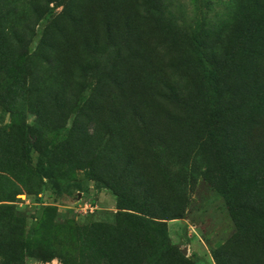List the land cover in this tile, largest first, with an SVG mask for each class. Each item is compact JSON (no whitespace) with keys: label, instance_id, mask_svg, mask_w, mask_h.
<instances>
[{"label":"rangeland","instance_id":"1","mask_svg":"<svg viewBox=\"0 0 264 264\" xmlns=\"http://www.w3.org/2000/svg\"><path fill=\"white\" fill-rule=\"evenodd\" d=\"M10 210L18 264H264V0H0Z\"/></svg>","mask_w":264,"mask_h":264},{"label":"trees","instance_id":"2","mask_svg":"<svg viewBox=\"0 0 264 264\" xmlns=\"http://www.w3.org/2000/svg\"><path fill=\"white\" fill-rule=\"evenodd\" d=\"M217 118H218V112H215L213 115V119H212L214 129L217 128L218 123H219V120L217 121ZM25 131H26L25 133H27V134L28 133H32V134L36 133V129L29 124L25 125ZM214 138H215V141L217 143L216 145L223 147V148H226L220 143V138H219V135L217 132H216V135H214ZM32 145H33V143H32ZM27 146L31 150V143L29 141L27 142ZM236 167H237L236 164L232 161L231 162V169H230V191H232V192L235 191L236 185L238 184V179H237L238 175H237V168ZM37 170L39 172L49 174V171L40 162L37 165ZM123 200L124 199L120 200V204H122L123 208H128L125 200L124 201ZM1 217H2V214L0 215V230H1V227L3 225H5V224L8 225L7 236H8V242H9L8 246L10 247V249H9L8 253H5L4 247L2 248V246L0 245V252L1 251L3 252V254H2L3 257L8 258L7 264H18V262L20 260V257H19L20 248L22 246V241L19 237L21 235L22 231L21 232L19 231L20 226H18V223H20V220H19V218L14 216V213L12 210H10L7 214H5L3 216L4 222L1 221ZM158 225H159V227L162 228V230L164 232L165 231L164 225H160V224H158ZM1 264H6V261L4 263L1 262Z\"/></svg>","mask_w":264,"mask_h":264}]
</instances>
